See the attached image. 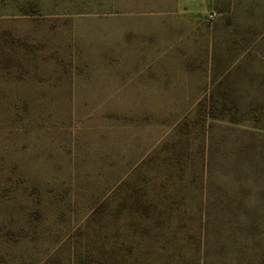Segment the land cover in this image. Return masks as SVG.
<instances>
[{
    "label": "rangeland",
    "instance_id": "rangeland-1",
    "mask_svg": "<svg viewBox=\"0 0 264 264\" xmlns=\"http://www.w3.org/2000/svg\"><path fill=\"white\" fill-rule=\"evenodd\" d=\"M199 6L0 0V264H264V0Z\"/></svg>",
    "mask_w": 264,
    "mask_h": 264
},
{
    "label": "trees",
    "instance_id": "trees-1",
    "mask_svg": "<svg viewBox=\"0 0 264 264\" xmlns=\"http://www.w3.org/2000/svg\"><path fill=\"white\" fill-rule=\"evenodd\" d=\"M29 45L14 36L10 33L1 32L0 33V65L2 72L4 71V67L7 69V73H9L10 68L15 65V59L19 58L20 60L24 59V53H21L20 50L27 49ZM26 52V51H25ZM19 101H15V109L16 105H19ZM19 108V106H18ZM16 121V120H15Z\"/></svg>",
    "mask_w": 264,
    "mask_h": 264
},
{
    "label": "crops",
    "instance_id": "crops-1",
    "mask_svg": "<svg viewBox=\"0 0 264 264\" xmlns=\"http://www.w3.org/2000/svg\"><path fill=\"white\" fill-rule=\"evenodd\" d=\"M183 2V5L187 6L188 8L191 6H196L197 3L200 4L199 10H203L205 6L206 0H181Z\"/></svg>",
    "mask_w": 264,
    "mask_h": 264
},
{
    "label": "built area",
    "instance_id": "built-area-1",
    "mask_svg": "<svg viewBox=\"0 0 264 264\" xmlns=\"http://www.w3.org/2000/svg\"><path fill=\"white\" fill-rule=\"evenodd\" d=\"M210 18H211V19H214V15H213V13L210 15Z\"/></svg>",
    "mask_w": 264,
    "mask_h": 264
}]
</instances>
